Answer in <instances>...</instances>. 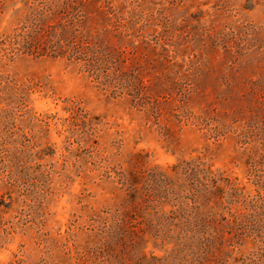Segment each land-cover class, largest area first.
<instances>
[{
	"label": "rangeland",
	"instance_id": "1",
	"mask_svg": "<svg viewBox=\"0 0 264 264\" xmlns=\"http://www.w3.org/2000/svg\"><path fill=\"white\" fill-rule=\"evenodd\" d=\"M0 264H264V0H0Z\"/></svg>",
	"mask_w": 264,
	"mask_h": 264
},
{
	"label": "trees",
	"instance_id": "2",
	"mask_svg": "<svg viewBox=\"0 0 264 264\" xmlns=\"http://www.w3.org/2000/svg\"><path fill=\"white\" fill-rule=\"evenodd\" d=\"M212 188H214L215 192L218 193L219 195H221L220 193L222 192V189L218 186H213ZM206 190L204 192V196H203V199L205 201H208V193L206 194ZM232 194H230L229 198H232ZM231 201V200H229ZM227 213L229 215V220L227 221V226L228 228L234 230V231H239L242 224H243V218L240 217V213L237 212V211H232L231 208H227ZM222 220V219H221ZM211 224V218H210V215H205L203 217V231L206 230Z\"/></svg>",
	"mask_w": 264,
	"mask_h": 264
}]
</instances>
